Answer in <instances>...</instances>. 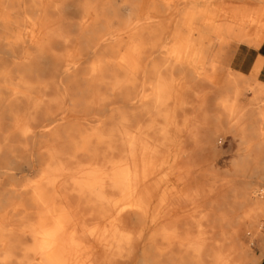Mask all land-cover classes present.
<instances>
[{
    "label": "bare ground",
    "instance_id": "bare-ground-1",
    "mask_svg": "<svg viewBox=\"0 0 264 264\" xmlns=\"http://www.w3.org/2000/svg\"><path fill=\"white\" fill-rule=\"evenodd\" d=\"M185 3L177 14L142 0H0V175L39 169L0 188V264L254 263L244 239L264 224V189L246 179L264 181V131L237 102L249 81L263 100L260 65L249 79L226 70L214 88L184 52L256 49L264 10H223L243 19L234 28ZM93 114L106 120L64 128ZM232 138L251 148L219 172L218 145ZM195 154L204 182L180 194Z\"/></svg>",
    "mask_w": 264,
    "mask_h": 264
},
{
    "label": "rangeland",
    "instance_id": "rangeland-1",
    "mask_svg": "<svg viewBox=\"0 0 264 264\" xmlns=\"http://www.w3.org/2000/svg\"><path fill=\"white\" fill-rule=\"evenodd\" d=\"M185 2L186 0H142V6L143 8L153 7L155 9H162V10L165 9L168 10L169 13H173L172 11L175 8V11H177V14H179L181 12H185L190 6V4H186ZM193 5H195L199 9H207V8L213 9L216 12V14H214V22L218 23L221 20L227 19L228 24L234 28H237L239 26V22H242L243 19H239L235 17L234 14L224 17L223 10L231 9L232 11L235 12L241 11V12H250V13H252L253 10L256 8H257L256 10H264V0H198L197 2L192 0L191 6ZM123 10L125 11V15H127L128 8ZM175 17L176 15L166 17L164 23L168 21H172ZM143 26L144 24L141 25L139 28H142ZM171 29L172 28H170L168 32L165 34L164 43H166L167 40L170 39L169 37L171 35ZM126 35H129V33L123 35L122 37L124 38L126 37ZM35 37H37V35H35ZM215 42L213 43L212 48L209 51V54L210 52L212 53L213 56L210 55L212 57L206 55V51L205 49H203L204 47L201 48L199 47L197 49L193 48L191 49V51H189L190 49H186L184 53L187 54L188 52H192L196 56L194 57L196 63L195 65L196 67L194 66V68H196L195 72L198 73L199 75H202L201 78L204 79L213 76L214 88H220L223 85L222 84V82H224L223 75L226 73V70H234L241 72L243 74L249 73L250 70L249 66L254 51L252 48L234 42H228V44L223 50V48L220 45V42L218 43L217 41ZM160 54L161 53L158 52L154 56H151L149 58L148 60V62L150 63L148 64L149 67L150 66L152 67V64L160 60L159 58L161 56ZM198 58H200V60H198ZM149 67L148 69H150ZM250 77L247 78L249 79ZM259 77L260 76L257 73L256 78L260 79ZM252 84H253L252 81H249L247 87L244 89L242 93V96L239 98L237 102L238 110L242 114V118L245 123V126L250 127L251 125L257 124L264 131V97L263 100L255 99L254 94L251 92ZM209 87L206 84L197 81L195 82L194 89L199 90L201 88L203 89L204 92L209 91V89L214 90V88H209ZM186 96L188 100L192 99V96L190 94ZM105 118L106 116L105 117L103 115L97 116L96 114H93L92 117H86L85 119L82 120L67 121L64 124V128L65 129H71V128L79 129L81 127L90 128L91 126H93L92 120L94 119L106 120ZM101 124H103V122ZM51 125L54 126V122H52ZM186 147H187L186 150L189 149L191 150V146L189 147V145H186ZM218 147L220 151L224 152L218 157V160H216L215 162V169L220 172L223 169H230L231 161L237 160V157H239L240 155L244 154L247 150H249L251 148V145L240 147L238 140L236 138H232L231 144H229L228 142L226 143L224 142L222 148L220 144L218 145ZM251 156L255 157L256 153L252 152ZM196 161L198 160L195 154L193 160L187 163V165L185 164V166H187L186 173L188 177L192 179V181L188 182V184L183 185L181 187L180 194L184 193L187 189L197 188L200 186L201 183L203 184L204 182V180L201 179L198 180L194 179L197 174L196 172L199 170L198 167L194 165V163H198ZM6 171L7 173L13 175L12 176L13 179L11 180L5 175H0V188L4 187L6 189V187H9L8 184L21 186L30 183L38 178V173H39V169L35 165L29 167H21L16 162L10 164L9 169ZM246 181H250L253 187H257V188L262 187L264 189V181L262 180V178L255 176L252 179L247 178ZM194 209L195 208L190 209V207L184 206V208L182 207L181 211L178 214L186 215L192 212ZM247 236L248 238L245 237L244 240H245V244L250 250V259L254 261L253 264H258L260 260L264 259V224L259 225L257 227L256 232L254 231L249 232Z\"/></svg>",
    "mask_w": 264,
    "mask_h": 264
},
{
    "label": "crops",
    "instance_id": "crops-1",
    "mask_svg": "<svg viewBox=\"0 0 264 264\" xmlns=\"http://www.w3.org/2000/svg\"><path fill=\"white\" fill-rule=\"evenodd\" d=\"M236 43V42H234ZM239 44V43H237ZM244 45V44H243ZM247 46V45H245ZM248 47V46H247ZM251 48V47H249ZM253 49V57H252V60H251V63H250V66H249V73L248 74H243L241 72H238V71H234V70H230V71H233V72H236V73H240L242 74L243 76L245 77H250L252 74H253V71H254V68L256 65H260V68H259V71H258V75L260 76L259 78L260 79H257L258 82L262 83L264 85V38L262 40V42L260 43V45L254 49ZM252 64V65H251ZM258 264H264V259L260 260L258 262Z\"/></svg>",
    "mask_w": 264,
    "mask_h": 264
}]
</instances>
